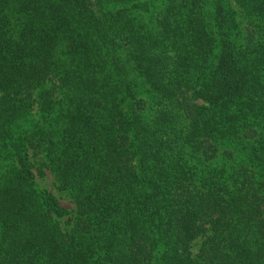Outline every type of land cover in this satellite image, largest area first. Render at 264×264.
<instances>
[{
    "label": "trees",
    "instance_id": "trees-1",
    "mask_svg": "<svg viewBox=\"0 0 264 264\" xmlns=\"http://www.w3.org/2000/svg\"><path fill=\"white\" fill-rule=\"evenodd\" d=\"M0 264H264V0H0Z\"/></svg>",
    "mask_w": 264,
    "mask_h": 264
},
{
    "label": "rangeland",
    "instance_id": "rangeland-1",
    "mask_svg": "<svg viewBox=\"0 0 264 264\" xmlns=\"http://www.w3.org/2000/svg\"><path fill=\"white\" fill-rule=\"evenodd\" d=\"M42 185L47 186V187L48 186H51L52 185L51 178H48L47 180L43 181L42 182ZM61 202H62L63 205H65L67 207H72V205L68 201H66V200H61Z\"/></svg>",
    "mask_w": 264,
    "mask_h": 264
}]
</instances>
